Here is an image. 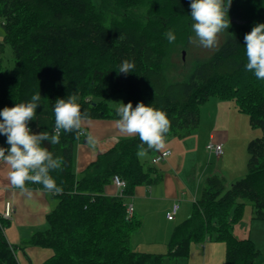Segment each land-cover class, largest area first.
Returning <instances> with one entry per match:
<instances>
[{
  "label": "trees",
  "instance_id": "obj_1",
  "mask_svg": "<svg viewBox=\"0 0 264 264\" xmlns=\"http://www.w3.org/2000/svg\"><path fill=\"white\" fill-rule=\"evenodd\" d=\"M189 5L190 0H0V109L27 102L39 91L41 102L29 123L34 132L55 134L54 104L72 94L79 97L83 119L117 120L116 108L106 102L118 93L125 94V105L143 102L167 113L164 140L191 135L199 126V108L210 99L232 101L250 127L261 131L248 142L245 176L228 187L222 177L206 178L189 217L174 227L167 252L153 254L131 248L142 222L126 211L136 187L162 179L154 164L139 160V135L119 138L78 174L75 146L87 136L81 126L61 130L59 143L42 144L53 159H63L50 172L62 191L25 185L56 201L45 228L27 241L51 250L40 264H178L188 258L192 244L206 241L223 244L224 264L264 260L249 238L233 234L248 206L252 219L264 221V81L246 69L244 50L245 34L264 23V0H233L223 42L197 60L184 80L175 81L170 72L177 70L194 37ZM169 30L176 35L171 44L165 36ZM4 46L12 52L10 72L4 71ZM124 60L134 62L132 73H119ZM0 146L8 147L6 137L0 136ZM144 147L147 154L155 150ZM114 176L126 183L122 196L105 192ZM9 223L0 216V264H20L5 237Z\"/></svg>",
  "mask_w": 264,
  "mask_h": 264
},
{
  "label": "rangeland",
  "instance_id": "obj_2",
  "mask_svg": "<svg viewBox=\"0 0 264 264\" xmlns=\"http://www.w3.org/2000/svg\"><path fill=\"white\" fill-rule=\"evenodd\" d=\"M2 36V19H0V43L2 42ZM223 38L222 33H218L216 46L206 49L194 42L193 37L186 52H182L184 57H182L181 64L179 63L177 70L170 72L172 79L175 81L184 80L196 61L204 59L216 51L223 42ZM3 58L4 71L10 72L13 67V61L9 46H4ZM125 100V94L118 93L109 98L106 103L110 108H117ZM199 109V126L191 135L182 139L176 137L165 139L162 148H155L152 153L146 154L144 157L139 156L141 163L147 165V163L152 164V158L160 150L167 148L171 153L168 161L152 164L163 179L151 187L145 185L136 187L133 195L126 200L127 205L133 207L134 216L142 222L141 230L132 236L131 248L133 247L134 250L165 254L167 247L163 244L161 246V242H165V232L169 234L175 226L185 220L179 217L181 212H178L174 220H167L165 212H162V204L155 202L156 200L147 201L150 199L152 189L155 191L153 196L173 193L175 191V177H178L179 174V178L186 184L180 191L185 190L193 195L197 181L200 183L197 193H195L198 198L206 178L213 175L222 177L226 187H228L246 174L248 142L261 137V131L250 127L248 116L240 113L232 101L210 99ZM210 134H214V139H210ZM224 140L227 142L218 143ZM209 144L214 146L220 144L222 146V154L217 156L214 152L207 149ZM11 171V166L0 159V191L5 188H12L10 182ZM164 179L171 183L163 181ZM163 183L164 189L162 188ZM48 197L47 199L54 205L56 201L50 196ZM185 200L189 201L190 199ZM4 202L0 198V215L4 211ZM186 207L191 210L192 204L189 202V206L187 205ZM248 209H250V206H248ZM250 222L252 228L251 232L249 230L248 238L253 242L256 249L261 252L262 259L264 258V221L252 219ZM42 230L41 226L35 227V225L26 222L18 227L14 220H11L7 225L5 237L9 244L15 247V253L20 264H29L27 258L32 259L31 264H40L52 255L49 249L28 246L27 244L32 233ZM224 255L223 244L206 241L203 244H192L188 258L185 261H179L178 264H202L203 258L205 260L204 264H224ZM165 264H168V262L166 261ZM256 264H264V260L258 261Z\"/></svg>",
  "mask_w": 264,
  "mask_h": 264
},
{
  "label": "clouds",
  "instance_id": "obj_3",
  "mask_svg": "<svg viewBox=\"0 0 264 264\" xmlns=\"http://www.w3.org/2000/svg\"><path fill=\"white\" fill-rule=\"evenodd\" d=\"M232 2L233 0H190V28L194 33V42L206 49L216 46L217 34L230 24L228 12ZM165 36L170 44L176 40V35L171 30ZM244 50L247 57L246 69L258 80L264 81V23L254 24L251 31L245 34ZM134 67V62L124 60L119 65V73L130 74ZM78 100L76 94L56 100L53 107L55 134L51 135L48 131L34 132L29 127L41 102L39 91L32 94L27 102L0 109V136L6 137L8 145L0 146V159L11 166L10 182L13 186L27 191L26 182H32L41 184L50 192L62 191L50 172L60 168L63 159H53V154L42 142L57 144L61 130L70 132L80 128L86 114L81 112ZM116 115V124L122 132L139 135L140 157L147 154L145 145L147 149L164 146V133L168 132L170 121L163 110L143 102L133 107L129 102L126 105L120 103L116 108Z\"/></svg>",
  "mask_w": 264,
  "mask_h": 264
},
{
  "label": "crops",
  "instance_id": "obj_4",
  "mask_svg": "<svg viewBox=\"0 0 264 264\" xmlns=\"http://www.w3.org/2000/svg\"><path fill=\"white\" fill-rule=\"evenodd\" d=\"M81 128L85 132V135L87 136L88 140L81 144L77 143L75 146V172L78 174H80L91 162H93L98 155L111 149L119 138L135 135V134H128L122 132L119 126L116 124V120L82 119ZM219 132L224 133L223 131H219ZM210 139L211 140L214 139V134H210ZM225 142L227 141L224 140L223 142L220 141L218 143L222 144ZM166 150L169 149L165 148L163 150H160L159 152ZM170 156L171 154L169 155V157ZM169 157H167L166 160L164 161L165 162L168 161ZM179 177H180L179 174L178 177H175L176 183H175V191L173 193L153 196L155 195L154 194L155 191L154 189H152L150 192V197H149L150 199L147 200V201L156 200L155 202H159L160 204H162V212H165L166 218H167V214L171 212L172 205L174 203H179L175 216L178 214V212H181L179 216L181 219H186V217L188 218L190 215L189 212L190 209L189 207L187 208L186 206L187 205L189 206V202L192 204L193 200H197V196L195 193H197L196 191L199 188L200 183L197 181L195 186L196 187L195 192L192 195L189 192H186L185 190L180 191V189L186 186V184ZM163 181L169 182L165 179ZM147 187H151V186H147ZM162 188L163 189L165 188L164 183L162 185ZM105 192L106 194L112 196L118 194V190L113 185L109 186ZM48 196H50L49 193H45L42 191H36V190L22 191L14 188H5L0 191V198L5 201L4 211L1 213L0 216L4 215L6 204H9L12 214L10 218H8L7 220L9 221L14 220V222L18 225V227H20L22 223L26 222L28 224L35 225V227L41 226L44 229L46 225L45 216L50 212L53 206V204H51V202L47 199L49 198ZM185 199H190V200L186 201ZM251 220L252 218H251L250 209L247 208L243 219L234 226L233 234L235 238H237L238 240L248 239L249 230L251 232V228H252L250 222ZM171 233H172L171 231L169 232V234L165 232V242L163 243L161 242V246L163 244L165 247H167V243L171 236ZM132 240L133 239L131 238V243ZM134 251L149 253L144 250H134ZM209 252H210V247H209ZM30 260L32 261V259ZM204 262L205 260L203 258L202 264H204Z\"/></svg>",
  "mask_w": 264,
  "mask_h": 264
},
{
  "label": "bare ground",
  "instance_id": "obj_5",
  "mask_svg": "<svg viewBox=\"0 0 264 264\" xmlns=\"http://www.w3.org/2000/svg\"><path fill=\"white\" fill-rule=\"evenodd\" d=\"M210 147V148H209ZM216 147H219V149H220V152L218 151V153L216 154L217 156H220L221 154H222V146L219 144V145H212V144H209V145H207V149H209L210 151H212V152H214V149L216 148ZM169 153L168 155H166V156H164L163 154L164 153ZM171 153H170V151L169 150H166V151H162V152H157V154L152 158V164H158V163H160V162H162V161H164V160H166V158L167 157H169V155H170ZM115 181H117V182H122L123 184H124V186H122V187H118L116 184H115ZM112 185L118 190V194H117V196H122V192H123V190L125 189V187H126V183H125V181L124 180H122V179H120L119 177H117V176H114L113 177V179H112ZM196 202V200H193L192 201V203H195ZM177 209H178V206H177ZM126 211H127V215L130 217V216H132L133 215V207L132 206H127V209H126ZM177 211V210H176ZM176 211L173 213V217H172V219H174V216H175V214H176ZM171 213L172 212H170L169 214H167V218L171 215ZM10 216H11V209H10V206H9V204H6V209H5V213H4V215H3V218H5V219H8V218H10ZM171 219V220H172Z\"/></svg>",
  "mask_w": 264,
  "mask_h": 264
},
{
  "label": "built area",
  "instance_id": "obj_6",
  "mask_svg": "<svg viewBox=\"0 0 264 264\" xmlns=\"http://www.w3.org/2000/svg\"><path fill=\"white\" fill-rule=\"evenodd\" d=\"M210 148V147H209ZM218 151L220 152V149H219V147H216L215 149H214V153H218ZM169 153L167 152V153H164L163 155L164 156H166V155H168ZM115 184L118 186V187H122V186H124V184L122 183V182H117V181H115ZM177 206H179L178 205V203H174L173 204V206H172V210H171V215L168 217V220H171L172 219V215H173V213L177 210Z\"/></svg>",
  "mask_w": 264,
  "mask_h": 264
},
{
  "label": "water",
  "instance_id": "obj_7",
  "mask_svg": "<svg viewBox=\"0 0 264 264\" xmlns=\"http://www.w3.org/2000/svg\"><path fill=\"white\" fill-rule=\"evenodd\" d=\"M182 57H184V53H182Z\"/></svg>",
  "mask_w": 264,
  "mask_h": 264
}]
</instances>
